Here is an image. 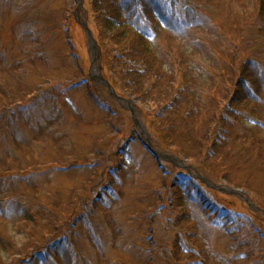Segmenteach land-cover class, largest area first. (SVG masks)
<instances>
[{"label":"rangeland","instance_id":"obj_1","mask_svg":"<svg viewBox=\"0 0 264 264\" xmlns=\"http://www.w3.org/2000/svg\"><path fill=\"white\" fill-rule=\"evenodd\" d=\"M94 2L0 0V264H264V92L230 105L262 0L157 39L196 71L193 117L122 86Z\"/></svg>","mask_w":264,"mask_h":264},{"label":"trees","instance_id":"obj_2","mask_svg":"<svg viewBox=\"0 0 264 264\" xmlns=\"http://www.w3.org/2000/svg\"><path fill=\"white\" fill-rule=\"evenodd\" d=\"M217 1L219 0H95L93 18L98 30L95 37L100 41H107V49L104 50L103 43L100 46L104 53H111L112 69L122 86L141 100L147 99L151 95L150 91L158 88L162 92L167 90L168 96L175 98L170 102L179 115L184 116L186 112L187 117L190 111L191 117L195 116L202 103L196 94L192 96L189 91L196 87V71L182 63L176 76L168 75V69L157 63L156 42L165 31L170 30L174 34L186 32L193 26L205 23V6ZM260 14L250 27V32L259 37V44L262 42L260 47L264 48V0ZM259 44L251 49L255 54ZM236 57L231 64L233 69L236 68ZM239 68L242 69L243 76L236 85L239 88L245 87L247 92L240 93L238 97V91H234V98L230 100L232 109L240 106L243 101L254 102L264 92V50L258 57L242 62ZM254 86L257 96L247 98V95H251L250 88ZM182 105L185 107L181 108ZM224 122L223 120V124ZM226 131L222 126L217 136L224 135ZM54 250L53 245L49 251L46 249L44 257L49 259Z\"/></svg>","mask_w":264,"mask_h":264},{"label":"water","instance_id":"obj_3","mask_svg":"<svg viewBox=\"0 0 264 264\" xmlns=\"http://www.w3.org/2000/svg\"><path fill=\"white\" fill-rule=\"evenodd\" d=\"M83 26L86 28V29H88V26H86L85 24H83ZM88 31H89V29H88ZM89 33H90V35H92L91 34V32L89 31ZM148 149L151 151V153L156 157V159H159L158 158V153L152 148V146L151 145H148Z\"/></svg>","mask_w":264,"mask_h":264}]
</instances>
